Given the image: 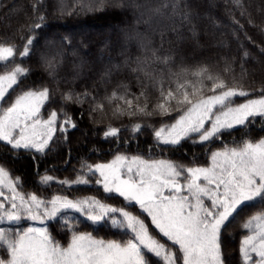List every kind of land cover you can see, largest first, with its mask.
<instances>
[{"label":"snow or ice","instance_id":"obj_1","mask_svg":"<svg viewBox=\"0 0 264 264\" xmlns=\"http://www.w3.org/2000/svg\"><path fill=\"white\" fill-rule=\"evenodd\" d=\"M97 3L103 5L104 0ZM169 8L180 10L175 3L164 0L156 11L163 13ZM87 9L96 10L93 5H87ZM39 19L41 23L35 24L37 29L41 28L44 17ZM182 19H190L189 14L183 12ZM32 45L33 39L29 38L19 55L29 56ZM16 51L14 46L0 44V62H9ZM48 66L51 70L53 63L49 62ZM28 71L16 66L0 75V142L10 145L12 150L44 152L57 118L56 112L47 120L37 118L41 106L49 99V89L24 91L10 106L4 107L10 92L15 91L14 86ZM206 73L207 69H201L193 75L203 78ZM207 78L213 79L211 75ZM182 88L184 84L177 86L178 90ZM211 91L212 95L193 102L186 90L183 99H177L171 90L165 96L161 90L162 100L170 103L175 99L176 111L182 114L170 127L155 131L157 140L177 145L191 133H198L200 142H205L223 130L245 125L250 117L264 116V93L258 99L232 107L233 97L248 93L242 88L229 87L223 80L215 82ZM116 98L114 92L112 99ZM126 103L131 110L133 101ZM157 107L162 115L170 114L166 103H159ZM135 111L146 113L147 104L137 106ZM135 111L129 114L134 115ZM117 114L125 113L117 109ZM70 123V119L66 120L60 130ZM206 123H211V128H206ZM140 130L139 124L133 129ZM118 132L119 129L112 127L104 136H116ZM211 160V167L185 169L167 160L149 162L139 156L129 160L117 155L108 164L87 166L90 175L99 173L95 183L103 186L104 193L123 197L122 207L102 203L95 197L69 199L57 195L45 201L36 194H21L17 190L19 178L10 179L9 172L0 166V197H3L0 200V264H156L153 256L161 258L163 264H181V261L182 264H227L222 251L223 229L244 207L257 202L264 205V139L213 152ZM185 172L186 183H181L179 178ZM52 180L53 177L46 175L41 183ZM75 183L86 185L89 179L78 178ZM205 197L211 201L210 206H206ZM136 206L139 213L132 210ZM143 213H147L151 224L171 245L161 243L150 233L145 219L141 218ZM24 220L38 221L42 227L23 229L20 223ZM54 226L72 233L67 246L54 239L50 231ZM82 227L91 231H81ZM104 227L124 230L125 235L131 233V236L126 241L94 238L93 232ZM244 227L251 231L241 243L245 264L252 260L253 253L259 257L254 264H264V211L252 215Z\"/></svg>","mask_w":264,"mask_h":264},{"label":"trees","instance_id":"obj_2","mask_svg":"<svg viewBox=\"0 0 264 264\" xmlns=\"http://www.w3.org/2000/svg\"><path fill=\"white\" fill-rule=\"evenodd\" d=\"M216 1L239 30L244 38L243 46L250 52L243 72L237 70L248 95L233 98H253L264 93V30L261 25V32L247 30L232 18L225 2ZM163 2L104 0L100 5L97 0H0V36L8 35L9 43L5 46L17 49L14 57L1 63L0 68L29 69L10 95L46 86L50 95L44 102L45 108L57 113L55 131L44 152L12 150L10 145L0 142V159L19 178L18 190L22 194L52 191L71 199L93 195L102 203L122 207L123 197L104 193L103 186L95 183L100 178L99 173L90 175L87 166L107 164L118 153L167 159L197 158L214 144L215 140L195 143L194 135L177 145L163 144L155 137V131L168 120L155 104L160 73L173 72L186 61L195 62L197 57L190 55L193 49L190 43L206 47L212 42H227L226 49L232 54L235 50L228 39L207 36V24L198 20L206 11L199 0H168L180 10L169 8L158 13L156 9ZM244 2L250 13L260 10L258 17L264 22V0ZM87 5H93L96 10L89 11ZM183 12H187L190 19L183 20ZM40 16L44 21L37 29L35 24L41 23ZM29 38L33 39L30 55L21 57L19 53ZM205 55L210 64H224L222 51L213 60L208 59L209 54ZM49 62L53 63L51 70ZM169 65L173 70L167 68ZM51 79H56L55 83H50ZM114 92L116 99H112ZM69 96L71 99H67ZM100 98L104 100L101 103L104 112L108 111L106 115L99 114L95 108ZM127 100L133 101L131 110ZM114 103L124 115H118L117 109H108L112 108L108 105ZM145 104L152 115L135 111L137 106ZM130 111L135 114H129ZM69 119L71 123L60 130ZM137 124L141 125V130L134 132ZM112 127L119 129L118 134L106 138L105 131ZM263 136L264 116H257L250 117L245 125L222 131L217 137L226 142H243ZM46 175L53 180L43 184L41 178ZM78 178L89 179V183L77 184ZM57 180L69 181L75 187H66ZM257 205L262 206L257 202L242 209L227 223L222 232V246L228 241L238 243L247 233L242 228L244 220L248 210ZM236 262L242 264L241 259L237 258Z\"/></svg>","mask_w":264,"mask_h":264},{"label":"rangeland","instance_id":"obj_3","mask_svg":"<svg viewBox=\"0 0 264 264\" xmlns=\"http://www.w3.org/2000/svg\"><path fill=\"white\" fill-rule=\"evenodd\" d=\"M200 1V5L202 8L206 9V11L201 15L200 18H198V20H202L204 23L207 24V36H211V37H222L227 41V39L229 40V44H234L233 48L235 49L233 54L231 53L230 50L226 49V43L225 42H212L210 43V45H207L206 47H202L200 45H197L196 43H190L186 40H184V42L186 41L189 45H191V47L193 49H191V56L192 57H197L194 61L195 62H188L186 61L185 63L182 64L181 67L177 68L176 70H173L171 68V66L169 65L167 68L173 70V72H161L159 75V80L158 81V85L156 86L157 88V96L155 99V104L156 106L159 103H166V106L169 107L170 109V114L169 115H164L168 117V120L166 122H162V124L159 126V128L157 130H159L161 127L167 128L170 127L173 123H175L176 119H178L179 115L182 114V112H178L176 111L178 105L176 100H171L170 103L165 102L162 100L161 98V90H163L164 95L166 96L168 91H173L174 94H176L177 99H183V93L186 90L189 93V97L190 99L193 100V102L198 101L201 98H206L209 95H212V87L213 84L215 82H219V80H223L229 87H234V88H238V89H246V84L242 83L240 81V76L238 75V71L240 70V72H243V68L245 66V61L246 59L249 57L250 52L248 50V48H245L243 46V40L244 38L242 37V35L239 33V30H237V28L230 22V19L227 17V14L224 13L223 11H221V9L217 6V1L216 0H199ZM222 2H225L227 4V6L229 7V14L232 16L233 19H235L237 22L242 23L243 26L247 27V30L249 31H259L260 30V26H262V29L264 30V22L262 21V19L259 16L260 10L254 9V12L250 13V8L247 6V3L244 2V0H239V2L237 3V0H221ZM249 2H251V0H248ZM217 3V4H216ZM250 6V4H249ZM248 10V11H247ZM257 10V11H256ZM9 39L10 37L8 35H1L0 36V44H4L6 45L7 43H9ZM217 48V49H216ZM219 48V49H218ZM240 49V50H239ZM239 52H238V51ZM222 51V54L224 55V64L221 65L217 62H214L210 64V61L207 60V56H204V53L209 54L208 59H214L217 57V54L219 52ZM238 52V53H237ZM227 56L229 58H227ZM200 57V58H199ZM229 59V60H228ZM223 61V60H222ZM4 63V62H0ZM12 68H4L1 69L0 68V75L5 74L7 71H10ZM201 69H207V73L205 74V76L203 78L201 77H197L195 75H193L195 72L201 70ZM208 75H211L213 77L212 80H209L207 78ZM56 79H51L50 83H55ZM179 84H184L185 88L182 89H177V86ZM49 86V84H47ZM45 87H41L38 90H43ZM28 90H34V89H26L23 90L22 92L19 93H15L12 95H9L8 97V102L4 105V107L10 106V104L15 100L16 96L22 94L24 91H28ZM36 90V89H35ZM195 93V94H193ZM218 94V93H217ZM261 94L253 97V98H244L242 100H235L234 98H232V107H236L240 104L246 103L249 99H258L260 98ZM101 97V95H100ZM237 97V96H235ZM98 104L99 106H95L96 110L99 112V114L102 115H106L107 112H104L103 110V106L101 103H104L103 98L98 99ZM46 102V101H45ZM117 104H110V106L108 105V107H112V108H108L109 110L112 109V111L115 109H117ZM158 111H162V110H158ZM214 112L216 114H219L217 109H214ZM53 113L52 110H48L45 108V103L41 106L40 112L37 115V118L40 120H47L50 115ZM257 117V116H256ZM255 117H252V119H254ZM214 119V117H213ZM255 123V121H254ZM254 125V124H253ZM242 126V125H237ZM235 126V127H237ZM255 126H259V124H255ZM206 128H211V123H206ZM228 130V129H226ZM225 131V130H223ZM190 135H194L195 137L193 138V142L195 143H203L200 142L199 140V134L198 133H191ZM264 139L263 137H259L257 139L254 140H247V141H252V142H258L259 140ZM214 144H212L209 148V150L207 152H205L204 155H201L197 158H174V159H167L165 157H158V156H153V155H141V154H121L118 153L117 155H123L126 156L129 160H131L132 157L135 156H139L142 159L146 160V161H158V160H167L170 161L174 164H176L177 166H182L183 168H188V167H211L212 166V160H211V156L213 152H218V151H224L225 149H232L234 147H240L243 145L244 142H226L224 140L218 139V137L213 138L211 141H214ZM209 141H205V142H209ZM114 156L108 163L112 162L115 157ZM107 163V164H108ZM0 166L4 167L8 172H9V176L10 179L16 180L17 177H15L11 170L9 169L8 166H6L3 161H1L0 159ZM126 172V169H125ZM186 176L187 173H183L182 176L179 178L181 183H186ZM60 180V179H59ZM57 180V182L59 181ZM61 182V181H59ZM66 187L71 186V187H75L72 186V184L70 183H66L64 184ZM77 186V185H76ZM18 190V189H17ZM19 191V190H18ZM221 191H223V189H221ZM21 192V191H20ZM22 194V192H21ZM64 196L60 193L57 192H48V193H44V194H39L37 195L40 199L45 200V201H50L54 196ZM87 197H95L96 199H98L96 196L93 195H89L86 197H81V198H76V199H83V198H87ZM3 197H0V200H2ZM71 199V198H69ZM205 199V204L206 206H210L211 205V201L207 199V197L204 198ZM247 207H244L243 209L245 210ZM134 212L139 213V206H136V208L132 209ZM261 211H264V205L262 206H255L252 207L251 209L248 210L247 213V217L244 220V225L245 223L248 221V219L257 213H260ZM69 215H72V213H69ZM75 215H79V214H75ZM142 219H145V223L149 226V231L150 233L157 238L161 243H166L168 245H171L170 241H167L166 237H163L159 231L157 229H155V226L151 224V218L147 216V213H143L141 216ZM29 226H35V227H42V225L38 222V221H31V220H24L21 221L20 223V227L23 229H26ZM255 227V225H253V228ZM244 229L247 230V233L242 236V238L240 239V241H238V243L233 244L231 242H227L226 244H224V246H222V251L224 254V257L226 258L227 264H237L236 260L241 259L242 264H245L244 258L241 254V243L244 240V238L247 235L251 234V231L248 228L242 227ZM50 231L53 234L54 239L59 242L60 244L67 246V244L70 242L71 239V235L72 233L61 229L60 227H56L54 226L53 228L50 229ZM81 231H91V229L88 228H81ZM94 238L96 239H103L105 241L108 240H116V241H126L127 239L130 238L131 233H128L127 235L124 234V230H117V229H112V228H108V227H104L101 228L99 231H95L93 232ZM176 250V249H173ZM252 255V260L248 262V264H254L255 261H257L259 259V257L255 256V254H251ZM153 260L156 262V264H163V260L161 258H156V257H152ZM182 264V261H181Z\"/></svg>","mask_w":264,"mask_h":264}]
</instances>
